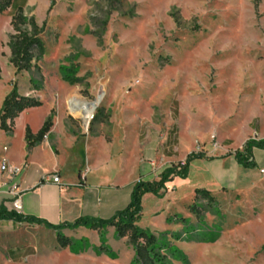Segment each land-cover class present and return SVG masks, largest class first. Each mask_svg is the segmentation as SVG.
Returning a JSON list of instances; mask_svg holds the SVG:
<instances>
[{
  "label": "rangeland",
  "instance_id": "obj_1",
  "mask_svg": "<svg viewBox=\"0 0 264 264\" xmlns=\"http://www.w3.org/2000/svg\"><path fill=\"white\" fill-rule=\"evenodd\" d=\"M18 8L43 27L40 72L16 73L10 64V20ZM68 60L78 66L80 84L62 80L60 66H69ZM0 68V107L13 84L20 95L42 103L25 110L15 126L16 149L24 124L37 130L51 111L53 125L63 114L60 129L83 137L100 128L110 140L112 114L123 120L150 113L162 120L179 108L185 130L197 134L195 152L217 148L226 135L237 150L254 119L264 128V0H13L0 16ZM101 90L103 102L93 116L99 111L102 122L92 119L85 129L71 101L92 103ZM170 183L158 196H142L136 225L184 256L171 258L172 264H264V175L257 173L240 191L213 195L214 206L194 200L186 183L169 198ZM194 202L202 212L199 223L187 208ZM175 217L187 228L167 225ZM104 230L72 232L66 248L51 233L17 230L9 239V264H134L127 238Z\"/></svg>",
  "mask_w": 264,
  "mask_h": 264
},
{
  "label": "crops",
  "instance_id": "obj_2",
  "mask_svg": "<svg viewBox=\"0 0 264 264\" xmlns=\"http://www.w3.org/2000/svg\"><path fill=\"white\" fill-rule=\"evenodd\" d=\"M22 115L23 112L15 120V126ZM49 115L48 112L37 130H33L28 122L24 124L19 149L13 144L15 127L11 135L0 129V165L6 161L10 166L19 167L25 163L29 166L19 176L0 171V209L16 212L10 189L17 185L21 210L16 213L43 220L53 226L74 223L83 217L110 219L128 206L137 181H158L165 169L183 163L189 154L195 152L197 145L196 132L185 130L177 108L176 112L166 114L162 120L155 119L150 113L144 117L125 115L123 120L112 114L108 119L112 126L110 140L102 135L100 128L93 135L83 137L75 135L66 127L60 129L58 124L64 118L60 113L56 115V123L46 137L28 150L26 127L36 134ZM251 126L254 129L237 150H242L250 138L264 140V128L258 117ZM209 137L211 141L213 136ZM218 140L220 143L217 148L208 149L207 145L202 147L203 157L190 162L185 179H171L167 185L170 194L167 195L166 189V196L175 198L177 185L182 183L189 186L193 195L194 190L199 188L212 195L222 190L240 191L255 179L260 170H264V150H252L256 167L246 169L234 157L237 150H234L230 136ZM181 150L184 151L183 157L179 156ZM168 162H171L170 165H167ZM46 174L58 176L60 183H41L42 176ZM169 219L172 221L167 222V225H173L178 232L183 230V226L175 222L174 218ZM28 229L51 233L56 239L55 231L43 225L1 220L0 259L5 264L11 261L8 255L10 237L15 239L17 230ZM81 229L87 228H66L61 232L70 238V233ZM108 230L114 228L107 227L104 231ZM15 247L19 248L17 245Z\"/></svg>",
  "mask_w": 264,
  "mask_h": 264
},
{
  "label": "trees",
  "instance_id": "obj_3",
  "mask_svg": "<svg viewBox=\"0 0 264 264\" xmlns=\"http://www.w3.org/2000/svg\"><path fill=\"white\" fill-rule=\"evenodd\" d=\"M112 3H119L120 0H109ZM13 5V0H0V16L9 10ZM54 6V2H51V8ZM50 8V9H51ZM107 22L103 23L105 28ZM10 27L12 33L8 37L7 46L10 51V64L16 70V73L30 72L32 70L40 72V68L37 63L42 58L45 47L42 41L41 34L43 27H40L33 16L27 15L23 8H18L13 15H11ZM100 39V37H98ZM69 66H60V74L63 81L70 85L80 84L83 79L77 76L78 66L72 64L71 60ZM1 74V68H0ZM30 83L34 88H39L37 84H34L31 80ZM42 106L41 101L34 97L23 96L19 94L18 87L13 84L11 92L5 97L0 109V129L6 134L11 135L14 131L15 120L19 115L27 109L38 108ZM54 112L51 111L43 123L40 130L33 134L31 130L26 127L25 129V141L27 149H31L36 144L40 143L44 137L49 133L53 127ZM104 119L103 121H105ZM101 121L99 111L94 115L93 122ZM264 150V140H255L250 138L243 145L242 150H237L234 153V157L239 165L246 169H253L256 164L252 160L253 149ZM202 152H192L187 156L183 163L171 166L165 169L159 176L158 181L144 182L142 180L137 181L132 189L130 202L128 206L122 210L116 212L110 219L101 220L89 217H83L76 220L74 223H67L58 226H53L43 220L33 217H23L16 212H7L4 209H0V221L8 220L14 222H25L29 224L43 225L47 229H52L56 233V242L60 248H66L72 244V240L62 234L63 229H77L79 227H85L90 230L101 232L107 227H113L115 234L118 238H127V242L132 246L134 250V264H172L171 258L184 259L179 252L172 248L168 242L163 241L159 236H156L149 231L140 228L136 225L142 214L141 198L146 193L154 195H160L164 184L170 181L173 177H179L185 179L188 173V167L192 160L203 157ZM203 199L209 206L216 205L214 196L205 189L194 190V200ZM189 212L194 215L197 222H202L201 208L194 203L189 205ZM169 219L168 222H171ZM175 222H180L182 225L186 221L182 217H175ZM175 239H180L181 234L175 233L173 235ZM186 261V260H185Z\"/></svg>",
  "mask_w": 264,
  "mask_h": 264
},
{
  "label": "built area",
  "instance_id": "obj_4",
  "mask_svg": "<svg viewBox=\"0 0 264 264\" xmlns=\"http://www.w3.org/2000/svg\"><path fill=\"white\" fill-rule=\"evenodd\" d=\"M74 114V113H73ZM93 114L91 115L89 122L93 119ZM82 120V119H81ZM83 121V120H82ZM84 125V122H83ZM88 127V125H87ZM46 137V136H45ZM44 137V138H45ZM28 164H23L22 166H10L6 161H3L0 165V171L1 172H6L8 174H10L11 176H19L21 175L26 169H28ZM260 173L262 175H264V170H260ZM48 182H52L53 184H59L60 180L59 177L54 175V174H46L44 176H42L41 178V183H48ZM10 194L12 195V205L14 210L19 213L21 210V205H20V190L19 187L17 185H13L10 189Z\"/></svg>",
  "mask_w": 264,
  "mask_h": 264
},
{
  "label": "bare ground",
  "instance_id": "obj_5",
  "mask_svg": "<svg viewBox=\"0 0 264 264\" xmlns=\"http://www.w3.org/2000/svg\"><path fill=\"white\" fill-rule=\"evenodd\" d=\"M104 91L101 90L98 93V98L92 103H84L83 106L80 107V103L76 100L71 101V108L75 115H78L84 122V128H87L88 121L92 114L96 111V109L102 104L104 98ZM76 116V117H78Z\"/></svg>",
  "mask_w": 264,
  "mask_h": 264
}]
</instances>
